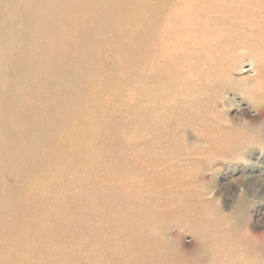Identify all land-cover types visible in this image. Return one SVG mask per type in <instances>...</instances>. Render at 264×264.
Listing matches in <instances>:
<instances>
[{
	"label": "rangeland",
	"instance_id": "374dc122",
	"mask_svg": "<svg viewBox=\"0 0 264 264\" xmlns=\"http://www.w3.org/2000/svg\"><path fill=\"white\" fill-rule=\"evenodd\" d=\"M184 2L0 0V264H264V0Z\"/></svg>",
	"mask_w": 264,
	"mask_h": 264
},
{
	"label": "bare ground",
	"instance_id": "6f19581e",
	"mask_svg": "<svg viewBox=\"0 0 264 264\" xmlns=\"http://www.w3.org/2000/svg\"><path fill=\"white\" fill-rule=\"evenodd\" d=\"M178 1V0H177ZM206 1H211V0H195V4H196V6H192V5H189V4H186L185 2H184V4H181L180 6H179V9L177 10V16H180L181 17V19H182V16L183 15H185L186 13H193V12H196L197 13V10L201 7L200 5L203 3V2H206ZM177 3V2H176ZM199 3H200V5H199ZM175 4V3H174ZM176 5V4H175ZM174 5V6H175ZM175 9H177V6L175 7V8H170V9H167V12H168V14H170V16H171V14L174 12V10ZM216 12L214 11V12H211V14H215ZM216 16V15H215ZM197 17H199V16H197ZM167 18H169V16L167 17ZM164 22V21H163ZM187 22V21H186ZM167 24V23H166ZM171 30V29H170ZM169 30V31H170ZM212 31V30H211ZM170 34H171V32H169ZM248 33V32H247ZM181 35H182V32H181ZM166 37H167V35H166V33H165V35L164 36H162V40H165L166 39ZM157 39H159V38H157ZM262 39V38H261ZM260 41V40H259ZM250 42V41H249ZM219 43V41L217 40V41H210V42H208L207 43V45H209V46H216L217 44ZM250 44V43H249ZM167 47L168 48H165L166 49V52H165V56H164V54L162 55L163 56V58H162V60L163 61H173V58L174 59H176V61H182V66L186 69L185 70V75L188 77V73H189V71H200L201 69H202V67H205L206 65L205 64H203V63H201V60H198L197 58L198 57H196V58H192V59H190L192 56H189V50L190 49H194V48H196V50H195V52L197 53L198 52V50L200 49V47H201V44H198V42H194L193 44H188L187 42L186 43H184V44H181V43H179V41H172V42H168L167 44ZM182 45H185V46H182ZM243 45V44H242ZM259 53V52H258ZM203 61H206L205 59H203ZM252 61V60H251ZM177 65V64H176ZM182 73H183V71H181ZM198 74H199V72H198ZM174 75V74H173ZM175 76V75H174ZM135 77V76H134ZM177 77H179L180 78V80H181V82H182V78H184V77H182L181 76V73H177ZM190 77V76H189ZM187 79H185V81H186ZM190 82H191V80H190ZM149 95V94H148ZM45 105H46V103H45Z\"/></svg>",
	"mask_w": 264,
	"mask_h": 264
}]
</instances>
